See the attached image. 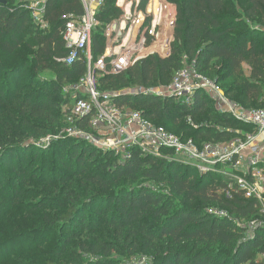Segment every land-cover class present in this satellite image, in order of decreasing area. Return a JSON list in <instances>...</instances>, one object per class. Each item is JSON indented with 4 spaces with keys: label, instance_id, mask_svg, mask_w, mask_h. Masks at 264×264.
Wrapping results in <instances>:
<instances>
[{
    "label": "trees",
    "instance_id": "obj_1",
    "mask_svg": "<svg viewBox=\"0 0 264 264\" xmlns=\"http://www.w3.org/2000/svg\"><path fill=\"white\" fill-rule=\"evenodd\" d=\"M4 1L6 4L0 3V51L3 55L10 56L24 45L30 46L32 43L36 51L33 53V60L26 62L25 67L12 69L0 65V122L4 117L14 123L24 122L25 125H31L37 120L42 126L39 130L49 132L57 128L60 118L56 111L60 109L62 102L68 112L71 106V97L61 92L68 85L79 82L87 72L84 60H78L71 67L63 63L68 55L62 35L66 27L64 17L82 16L83 4L81 0H49L44 20L50 28L41 31L28 11L16 7L11 0ZM148 1H140L143 11ZM168 1L176 10L174 26L170 27L169 37L167 34L162 42L164 52L167 42L173 36L169 56L149 55L118 75L97 72V87L103 93H118L114 102L120 108L140 111L148 120L177 136L179 135L171 127L180 125L183 120L192 119L196 123L207 121L210 125L197 129L191 128L188 123L181 125L180 130L191 132L192 137H180L192 139L198 146L208 142L225 143L243 136L244 133L237 128L252 132L251 126L239 122L229 114L217 112L214 101L202 90L196 93L194 102L190 105L174 97L120 92L132 85L161 88L171 84L175 73L185 66V57L188 64L206 77L214 75L219 66L226 80L232 82V88H240V97L251 93L243 79L244 63L253 69L255 80L264 81V39H260L259 33L253 31L246 21L254 20L257 15L264 16V0ZM118 3L119 0H104L97 14L100 26L92 35L93 60H99L105 55L107 29L124 14ZM161 6L160 0H152L151 8L157 24L164 22L168 14V7ZM239 8L243 9V13ZM28 66L33 79L38 71H51L55 79L50 83V88L41 83L39 87H35L33 79L20 87L18 75ZM230 92L225 95L229 97ZM262 97L264 101V93ZM248 102L239 104L248 109H264V106H258L256 100ZM81 126L87 127V122ZM33 132L35 131L32 129L26 134ZM11 134L13 133L8 132L5 141L11 139ZM21 138H16L5 152L14 154L23 150L18 143ZM69 141L65 142L66 146L62 149L61 165L66 171L74 172L78 189L93 194L83 201L87 207L73 205L61 216L60 220L66 224V230H70L71 234L66 235L68 241L65 242L64 251L56 253L58 257L65 256L66 247H72L73 244L84 253L95 252L98 258L106 257L111 253V248L107 247L100 236H95L96 243L88 247L83 243L78 244L76 231L70 229L71 225L91 233L99 229V224H104L115 229L116 239L122 238L121 229L129 230L131 235L124 237V243H129L128 246H132L134 250L141 247L142 251L151 252L152 259L143 264H264V226L256 228L252 236H247L246 229L240 223L261 215L259 203L255 199L245 198L234 177L217 171L200 174L194 167L184 168L177 161L145 153L140 149H134L131 157L124 162L118 161L113 156L114 153L105 154L103 160L98 161L91 145L84 141L85 144L82 141ZM2 142V146H5V142ZM6 153L0 159V164L14 171L12 163L4 159ZM165 154L170 155L169 152ZM1 176L4 180L0 182L4 183L0 184V207L2 211L16 213L14 210L17 211L16 204L22 197V191L18 188L19 184L6 177L3 168L0 169ZM6 178L8 182L4 185ZM55 178L58 179L56 170L53 175L54 180ZM61 179L66 181L63 177ZM139 179L166 183L173 197L143 186L135 190H121L107 198L108 207L103 221H98V225L85 222L84 215L96 196V188L108 190L122 180ZM228 191H231L230 196ZM178 198L179 203L176 201ZM210 203L226 207L229 215L219 216L208 212L205 206ZM4 218L0 214V221ZM137 234H141L142 238L138 239ZM117 242L122 243L121 240ZM24 252L33 253L31 248L22 249L19 254L23 255ZM134 252H128L126 259H130ZM68 255L71 256V253ZM7 258L4 260L8 261ZM1 260L2 258L0 262ZM85 264L116 263L98 259Z\"/></svg>",
    "mask_w": 264,
    "mask_h": 264
},
{
    "label": "rangeland",
    "instance_id": "obj_2",
    "mask_svg": "<svg viewBox=\"0 0 264 264\" xmlns=\"http://www.w3.org/2000/svg\"><path fill=\"white\" fill-rule=\"evenodd\" d=\"M11 1H13L16 7L24 9L30 13L31 19L39 30L43 31L46 28H50H48L47 24L42 21V18L37 15L38 11L44 7L39 0ZM140 1L141 0H119V6L123 9L124 14L121 18L115 20L110 26L119 24L118 26L120 30L122 29L121 32L123 36L120 37V39L116 37L113 41L111 33L109 34V38L107 39L108 45L106 48L108 55H119L121 51L124 50L128 57H131L134 54L135 57L150 54H158L162 57H166L163 52L164 48L162 42L166 39L167 34V37H169L170 27H172V25L174 26L176 18V10H174L175 6L168 0H160L161 7H163V5L168 7V14L164 22L162 21L157 24L154 12L151 8L152 0L148 1L145 11L140 8ZM239 11L243 13V9L239 8ZM137 21L139 23H137ZM144 21H146V24ZM246 21L253 31L259 33L258 37L264 39V35H262L264 34V16L257 15L254 20L247 19ZM142 25L143 27L141 28ZM150 31H153V33H150ZM107 33L108 29L106 36ZM172 38L173 36H171L170 39ZM113 42H115L114 45ZM33 46V43L30 46L24 45L19 51L10 56H5L0 51V65L12 69L16 67H25L26 62L33 60V53L36 51V49H33ZM156 46H160L159 49L155 50L154 48ZM98 61L99 60H93L92 68H94V65ZM242 69L244 76L243 79L251 91L249 96L245 95L240 97V88H232V82L226 80L224 74L220 72L219 66L215 74L209 76L208 79L217 83L224 93L231 91L229 97H227L234 103L239 104L256 100L258 106H264L262 97V94L264 93V81L260 82L253 78V69L250 65L244 63ZM36 74V78L33 79V76L30 73V66H28L24 72L18 75L17 80L20 82V87L30 83L33 79L35 87H39L41 83L48 85L47 87L50 88L49 85L55 79V75L48 70L38 71ZM145 89H149L151 93H154L159 87L150 86L149 88H144L139 85H132L120 92L124 94H135L140 93ZM99 91L103 93L102 90L99 89ZM61 93L67 95L65 89H63ZM248 104H252V102H248ZM213 105L215 106V103H213ZM56 115H59L60 118L59 123L56 126L57 128L52 129L49 132L39 130L42 126L37 120H34L31 125H25L24 122L14 123L9 118L4 117L0 122V159H3L7 147L13 145L11 143L16 138L22 137L18 143L23 147L21 148L23 150L15 152L14 154L11 153L12 155L6 153L4 158L5 161H10L12 163L15 168L14 171L13 169L5 168L0 164V169L3 168L6 177L12 182L19 184L18 188L22 191V197L16 204L17 211L14 210L16 213L10 214L7 211H2V208L0 207V214L5 216V218L0 221V258H2L0 264H18V262L24 264H85L98 259H108L116 264H143L151 260L153 257L151 252L147 250L142 251L141 247L134 250L132 246H128L129 243H124V237L126 235H131L129 230L121 229L120 234L122 238L116 239L117 232L115 229L104 224H99V229H95L91 233H87L84 229L79 230L71 225L70 229L76 231V234L78 235L77 243H83L88 247H91L92 243H96L94 240L95 236H100L106 243L107 247L111 248V253L106 257L101 256V258H98L95 252L84 253L75 248L74 244L72 246L73 248L69 246L66 247L65 252L67 254H64L65 256L58 257L56 255V253L60 254L64 251L66 245L65 242L68 241L66 235L71 234L70 230H66V224L60 220L61 216L73 205H82V207L80 206L81 208L87 207V205L83 204V201L93 194L92 192H84L83 190L78 189L75 185L76 179L73 177L74 172L66 171L61 165L60 157L62 149L66 146L65 142L70 140L69 142L71 143H76L78 141L88 143L94 148L98 161L103 160L105 154L113 153L110 150H103L101 147L93 145L89 141L77 139L71 135L70 129L72 127L67 122V112L65 106H63V102L62 105H60V109L56 111ZM184 123H188L193 129L210 125L207 121L202 120L200 123H196L192 119H188L183 120L178 126L171 127L174 132L184 138L192 137L191 132L180 130L181 125ZM32 129L35 132L26 134ZM237 129L241 133H248L246 129ZM8 132H12L13 134L10 135V140L5 141ZM237 138H233L230 141H234ZM2 140L5 142V146H2ZM113 156L117 158L118 161L122 162L121 155L113 154ZM168 160L177 161L184 168L194 167L198 171L197 173L202 174L195 164L188 162V159L181 160L168 158ZM55 170L58 173V179L55 178L54 180L53 175ZM213 171L229 176H231L230 172H232L230 167L220 164L213 167ZM209 173L210 172H208V174ZM22 174H24V176ZM61 177L66 181H62ZM233 177L235 178L236 176L233 175ZM3 180L4 178L1 176L0 181ZM19 180H22V182H19ZM7 182L8 179L6 178L4 185H6ZM3 183L4 182H0V184ZM142 186L149 187L154 191L173 197L169 186L166 183H155L144 179H139L137 181L122 180L112 189H95L96 196L92 199L88 212L84 215L85 222L88 223L89 221L98 225V221H103L105 219V212L108 207V204H106L107 198L121 190H135ZM3 188L5 189V187ZM18 188H15V191H18ZM176 201L179 203L180 199L178 198ZM180 205L184 204L180 203ZM205 207L208 212L215 215H229L228 209L218 204L210 203ZM261 221H263L262 216L256 215L253 218L241 221L240 223L244 229H246V235L249 236L254 227L253 224ZM137 237L138 239L142 238L141 234H137ZM117 240H121L122 243L118 244ZM31 248L33 251L32 254L26 252H24L23 255L19 254L22 249L28 250ZM131 251L135 252L130 259H126V257H128L127 253ZM69 253H71V256L68 255ZM6 257H8V261L4 260Z\"/></svg>",
    "mask_w": 264,
    "mask_h": 264
},
{
    "label": "built area",
    "instance_id": "obj_3",
    "mask_svg": "<svg viewBox=\"0 0 264 264\" xmlns=\"http://www.w3.org/2000/svg\"><path fill=\"white\" fill-rule=\"evenodd\" d=\"M39 1L44 7L37 15L48 26L44 20V13L49 0ZM81 2L84 14L64 17L66 27L62 34L68 49V55L63 59V63L69 67L78 60L87 63V72L80 81L65 88V92L71 97L69 112L66 110L67 122L72 127L71 135L89 141L103 150H110L115 155H121L122 162L131 157L134 149H140L145 153L167 159H188V162L195 164L202 174L213 171V167L217 164L227 165L232 170L231 176H236L235 179L245 198L255 199L259 203L263 221L253 224L254 227L249 235L252 236L256 228L264 226V109H248L232 102L217 83L198 73L193 65L188 64L186 57L185 66L175 73L171 84L159 88L154 93L149 89L140 93L174 97L190 105L194 102L196 93L202 90L214 101L217 112L229 114L239 122L251 126L252 132L234 141L208 142L198 146L192 139L185 140L156 125L140 111L120 108L114 102L119 96L118 93L99 92L96 73L101 72L106 75L124 73L135 62L149 55L135 57L134 54L128 57L124 50L119 55H108L106 52L92 68V35L100 26L97 14L104 0H81ZM112 26L108 27L107 39L110 33L113 41L116 37L120 39L118 32L115 34L112 32ZM121 30L118 28V31ZM85 121L87 127L83 128L81 125ZM165 152H169L170 155H166ZM227 193L231 195V191Z\"/></svg>",
    "mask_w": 264,
    "mask_h": 264
},
{
    "label": "water",
    "instance_id": "obj_4",
    "mask_svg": "<svg viewBox=\"0 0 264 264\" xmlns=\"http://www.w3.org/2000/svg\"><path fill=\"white\" fill-rule=\"evenodd\" d=\"M0 3L6 4V2L4 0H0ZM118 28H119L118 24H114L112 26V32L114 34L118 32V35L121 37L122 36V32L121 31H118ZM170 43H171V41H168L167 42L166 49L164 51V54L166 56H169V54H170Z\"/></svg>",
    "mask_w": 264,
    "mask_h": 264
},
{
    "label": "crops",
    "instance_id": "obj_5",
    "mask_svg": "<svg viewBox=\"0 0 264 264\" xmlns=\"http://www.w3.org/2000/svg\"><path fill=\"white\" fill-rule=\"evenodd\" d=\"M172 39H173V38H172ZM172 39H170V40H172ZM172 41H173V40H172ZM172 41H171V42H172Z\"/></svg>",
    "mask_w": 264,
    "mask_h": 264
}]
</instances>
